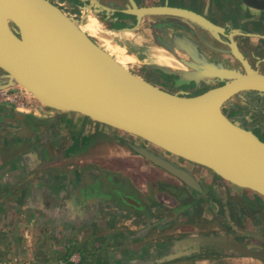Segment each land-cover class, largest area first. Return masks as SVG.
I'll return each instance as SVG.
<instances>
[{"label":"water","instance_id":"95a60500","mask_svg":"<svg viewBox=\"0 0 264 264\" xmlns=\"http://www.w3.org/2000/svg\"><path fill=\"white\" fill-rule=\"evenodd\" d=\"M78 1L87 10L99 4L97 0ZM243 1L264 10V0ZM129 4L124 13L135 16V26L142 18L157 15L161 17L149 26L163 28L160 29L163 33L170 27L171 17L179 22L180 19L193 22L212 33L224 31L202 14L168 5L167 0L154 6L138 7L134 0H129ZM88 16L71 18L50 0H0V89L20 85L49 109L77 113L137 136L163 152L207 167L223 180L264 197V142L232 122L221 110L230 97L241 96L242 92L264 95V74L247 63L235 43L232 42L234 55L244 71L212 64L180 70L148 64L193 81L216 77L223 82L195 95H179L158 88L109 59L96 40L76 24L84 23ZM163 37L169 39L166 34ZM128 145L188 187L202 190L189 171L163 153ZM168 189L178 193L174 187ZM111 190L116 203L136 211L143 209L142 203L122 186ZM215 239L219 241L214 242ZM195 242L196 247L199 243H215L239 255L264 261V249H250L236 240L205 236L195 238Z\"/></svg>","mask_w":264,"mask_h":264},{"label":"crops","instance_id":"0c3cea01","mask_svg":"<svg viewBox=\"0 0 264 264\" xmlns=\"http://www.w3.org/2000/svg\"><path fill=\"white\" fill-rule=\"evenodd\" d=\"M50 1L64 3L79 18L94 14L100 28L119 40L155 45L149 23L159 17L146 16L135 26V16L124 13L129 0H97L99 4L91 10L83 9L78 0ZM164 1L134 0L138 7ZM202 1L210 2H185L205 12ZM131 52L139 57V51ZM94 126L90 118L77 113L49 109L40 114L21 113L0 104V264H12L14 259L31 264H264L236 255L182 258L188 244L179 246L175 237H150L151 227L138 217L148 208L146 191L137 182L147 176L149 180L150 175L161 179L162 172L140 155L129 156L122 145L116 146L117 159L112 153L104 157L106 162L92 156ZM98 131L108 133L107 126L99 125ZM128 160L135 169L131 173L123 172L130 165ZM114 186L129 191L143 209L116 203ZM165 218L170 221L174 214L168 210L161 221ZM71 253H78V262L68 261Z\"/></svg>","mask_w":264,"mask_h":264},{"label":"flooded vegetation","instance_id":"af4514ba","mask_svg":"<svg viewBox=\"0 0 264 264\" xmlns=\"http://www.w3.org/2000/svg\"><path fill=\"white\" fill-rule=\"evenodd\" d=\"M173 1L174 0H167L168 5H172ZM185 1L186 0H178V2H176L173 6L193 10L191 8L192 5L186 4ZM222 3H224V1L222 0H218V2L210 0V2H208L207 4L202 1V5L205 7V12L198 13L202 14L212 23L223 27L224 31L217 30V32L212 33L208 29L185 19H180L179 22V20H177L178 18L175 17L170 18V22L168 23V26L170 27L164 29V33L160 32L163 28H160L161 30L157 27L153 28L154 34L151 35H153V39L155 42L154 48H156L157 50L156 52L159 51V55L165 53V55L170 56L177 64L176 66L166 65L159 62L146 61L136 55V58H138L135 61L136 63L134 62L136 69L129 70L160 89L169 92H175L179 95H195L210 87L218 86L223 82H221L216 77H214L210 81H193L191 80V78H184L182 74L178 75L174 73H165L159 69H156L155 67L148 66V64L166 66L173 70L194 67L206 68L204 66L205 64H207L208 66H211L212 64L213 66H228L230 68L244 71L241 61L234 55V47L232 44V42H234L235 46L242 53V56L247 61V63L253 69L258 70L259 73L264 74V30L254 29L252 26L255 20V12L264 14V10L250 7L249 5L245 4L243 0H233V4H231V6L229 5L230 10L224 11ZM57 5L63 11L77 15V13L68 10L64 3H57L56 6ZM242 7H245V9L247 10L244 12L241 9ZM248 10L250 12H248ZM158 17L160 18L161 16ZM256 20H258V22H262L260 17H258ZM164 34L168 36V40L163 37ZM163 41L166 42L165 45ZM166 48L170 50H166ZM221 110L232 122L237 123L247 130H250L255 136H257L261 141L264 142V95H260L255 91L242 92L241 96L236 95L230 97L229 100L222 105ZM162 153L174 164L189 171L197 179L198 182L199 180L195 173V169L193 170L190 167L192 165L197 168L198 173H201V175L203 174L205 176H208V172H211L212 175H210L209 177V184L211 183V181H216V183L219 182L217 179L213 180V178H215L214 175L217 176L218 179L223 180L207 167L187 161L182 158L175 157L163 151ZM171 157H175V159L171 160ZM199 184L202 190H196L198 191L196 194H202L203 192H206L205 188H207L208 185L206 187H203L200 182ZM227 185L235 186L229 182H227ZM216 186V190L218 191L222 203V201L224 200V191L226 192L228 190L225 187L223 189V187L219 184H217ZM235 187L239 189V187ZM174 188L178 189L176 187ZM221 188L222 190H219ZM190 189L192 191H195L192 188ZM169 192L177 197H188V194L180 189L178 190V193H180V195L172 191ZM237 193L240 194V192L238 191ZM258 204L260 206V210L264 214V203L258 202ZM222 206L223 208L225 207V205ZM172 213V209L169 210V215L174 214ZM253 223L255 224L253 225L254 228L259 229V235L256 234V231H246L244 232V234L242 232L237 233V228L235 229L233 226H231L230 229L232 230L231 233L233 235L228 236V238L226 239H229L231 241L236 240L247 245L250 249H264V223L259 221L256 224V221L252 219L251 224ZM210 235L216 236V238L221 236L219 234L213 235V233L211 232L207 233L205 236ZM239 235L243 237L239 238ZM218 241V239L214 240V242ZM196 243L197 242H195V240L193 239L187 240L186 244H188V246L186 247V251L184 254L203 255L202 257L205 258L211 255H239L234 251L221 248L215 243H199L197 247L194 246V244ZM256 244H259L261 246H258Z\"/></svg>","mask_w":264,"mask_h":264},{"label":"rangeland","instance_id":"374dc122","mask_svg":"<svg viewBox=\"0 0 264 264\" xmlns=\"http://www.w3.org/2000/svg\"><path fill=\"white\" fill-rule=\"evenodd\" d=\"M222 1H224V3H222L224 11L230 10L229 5L231 6V4H233V0ZM255 13L256 14L254 16V24L252 25L253 28L258 30H264V14H260L259 12ZM258 17L261 18L262 22H258V20H256ZM101 30L102 35L108 37L114 44L121 47L124 46V48L130 52L131 50L139 51V57L141 59H144L146 61L159 62L158 57L160 56V52H156L157 50L156 48H154L153 44H143V46H137L136 44L134 45L131 42L129 43L128 40H119L117 36H114L106 30ZM135 63H132L128 67V69H136ZM16 88L20 89L19 87ZM20 90L25 93L22 89ZM25 95L27 96L30 102L29 110L26 113L40 114L42 110L49 109L43 104L36 103L26 93ZM50 110L52 109H49V111ZM90 124H95L94 128L96 129L95 134L91 136V144L94 145V150H92L93 153L90 154L92 156H100L103 162L105 161L104 157L109 155V153H112V156H115V159H117L118 156H116V146L122 145L128 148L129 156L138 155L134 150L129 147V143L136 146L147 147L148 149H152L156 153H162V150L159 147H156L149 143H145L142 139L138 138L137 136L111 127H107L108 133L98 131L99 125L102 124L92 119H90ZM109 146L111 148H108ZM109 149H111L112 151L108 152ZM173 159H175V157H171V160ZM144 161L146 164L152 165V163H150L145 158ZM128 162L130 165L125 168L123 172L128 171V173H131L135 170L134 165L132 163L133 161L128 160ZM190 167L193 170L195 169L197 178L199 182L203 185V187H206L207 185L209 187L205 188L206 192H203V195L196 194L198 191H192L182 181H180L175 176L169 174L160 167H157V169L162 172L161 179L159 178L160 180L158 178H155L153 175H150L149 180H146L148 178L147 176L145 181L137 182V187L146 191L144 193V202L146 203L148 208L147 213L138 217L139 220L142 221L147 227H151L150 237L155 239L175 237L177 239L184 238L187 240H195V238H203L207 233L211 232L213 233V235L219 234L221 235L219 237L228 238V236L233 235L231 233L232 230L230 229L231 226H233L235 229L237 228V233L242 232L244 234V232L246 231H256V234L259 235V229H255L253 226L255 225V222L251 224V221L253 219L256 221V224L259 221L264 223V214L260 210V206L258 204V202L264 203V197L247 189H238L232 185L228 186L227 182L218 179L215 175V178H213V180L217 179L219 182L216 183V181H211V183L209 184L208 181L210 175H212L211 172H208V176H205L203 174L201 175V173L199 174L197 168L194 165ZM152 171L154 172V170ZM217 184L221 185L223 189L225 187L228 190L226 192L224 191L225 194L222 203L218 191L216 190ZM172 187L178 188L177 190L180 189L185 191L188 194V197H177L174 194L170 193L168 191V188ZM219 190H222V188ZM237 191L240 192V194L237 193ZM222 205H225V207L223 208ZM170 209H172V212L174 213V218L170 221L166 220L167 218H165V221L162 222L161 220L164 219L166 213H168V210ZM240 237L243 236L239 235V238ZM256 245L261 246L259 244ZM72 254L73 253H71V255ZM76 254L78 255V253ZM227 256L232 255H211L208 258L217 259ZM247 259H249V261H254L253 259L255 258L249 257ZM186 261L190 262L189 259ZM26 263L31 264L29 261H20L18 259H14V261L12 262V264Z\"/></svg>","mask_w":264,"mask_h":264},{"label":"bare ground","instance_id":"6f19581e","mask_svg":"<svg viewBox=\"0 0 264 264\" xmlns=\"http://www.w3.org/2000/svg\"><path fill=\"white\" fill-rule=\"evenodd\" d=\"M80 30L86 32L89 36L96 40L98 47L102 50V52L112 61L122 64L125 67H128L130 64L136 61L135 54L133 52L128 51L124 47L118 46L114 44L108 37L102 35V30L100 28V23L95 17V15H90L87 17V20L84 23H76ZM162 53V52H161ZM164 54V55H163ZM158 61L160 63H164L166 65L176 66L177 64L173 61V59L162 53L158 57ZM169 66V67H171ZM15 87H19L22 89L31 99H33L36 103H40L35 97L31 95L28 90H25L20 85H16ZM41 104V103H40Z\"/></svg>","mask_w":264,"mask_h":264},{"label":"built area","instance_id":"2783aa9c","mask_svg":"<svg viewBox=\"0 0 264 264\" xmlns=\"http://www.w3.org/2000/svg\"><path fill=\"white\" fill-rule=\"evenodd\" d=\"M63 12L66 15L70 16L71 18H74V19L79 18L78 15L76 14L69 13L66 11H63ZM0 104H5L11 107L13 110L17 112H21V113H26L29 110V106H30V102L27 96L25 95V93H23L20 89L16 87H8V88L0 89ZM68 260L73 263L78 262L79 255H77L76 253H73L72 255L69 256Z\"/></svg>","mask_w":264,"mask_h":264},{"label":"trees","instance_id":"16d2710c","mask_svg":"<svg viewBox=\"0 0 264 264\" xmlns=\"http://www.w3.org/2000/svg\"><path fill=\"white\" fill-rule=\"evenodd\" d=\"M186 241H187V239H184V238H180V239H178V245L179 246H183V245H186ZM172 244V243H171ZM186 251V250H185ZM185 251H184V253H185ZM184 253H181L180 255H181V257L182 258H191V257H202L203 255H186V254H184Z\"/></svg>","mask_w":264,"mask_h":264}]
</instances>
